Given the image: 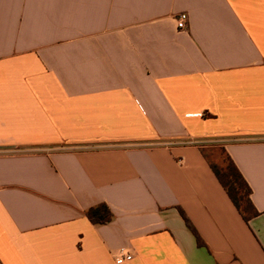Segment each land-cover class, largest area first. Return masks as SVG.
<instances>
[{
    "label": "crops",
    "instance_id": "obj_1",
    "mask_svg": "<svg viewBox=\"0 0 264 264\" xmlns=\"http://www.w3.org/2000/svg\"><path fill=\"white\" fill-rule=\"evenodd\" d=\"M214 146L251 188L248 221ZM100 204L109 222L87 216ZM120 249L264 264V0H0V264Z\"/></svg>",
    "mask_w": 264,
    "mask_h": 264
},
{
    "label": "trees",
    "instance_id": "obj_2",
    "mask_svg": "<svg viewBox=\"0 0 264 264\" xmlns=\"http://www.w3.org/2000/svg\"><path fill=\"white\" fill-rule=\"evenodd\" d=\"M221 151L224 155V166L220 168L217 165L210 163L208 160L209 164L217 179L227 192L230 200L233 202L243 219L248 221L250 218L258 214V211L255 209L250 199L251 188L231 157L223 148H221ZM205 156L207 157L206 154ZM87 216L94 223H106L111 220L112 213L106 205L100 204L89 209Z\"/></svg>",
    "mask_w": 264,
    "mask_h": 264
},
{
    "label": "built area",
    "instance_id": "obj_3",
    "mask_svg": "<svg viewBox=\"0 0 264 264\" xmlns=\"http://www.w3.org/2000/svg\"><path fill=\"white\" fill-rule=\"evenodd\" d=\"M188 21V15L186 13H181L176 18L177 27L179 29H186ZM133 258V256L125 251L124 249H120L116 256V263L122 264L125 261H129Z\"/></svg>",
    "mask_w": 264,
    "mask_h": 264
},
{
    "label": "rangeland",
    "instance_id": "obj_4",
    "mask_svg": "<svg viewBox=\"0 0 264 264\" xmlns=\"http://www.w3.org/2000/svg\"><path fill=\"white\" fill-rule=\"evenodd\" d=\"M206 155L210 163L217 165L220 168L224 166V155L222 154L221 148L219 146H214L207 149Z\"/></svg>",
    "mask_w": 264,
    "mask_h": 264
}]
</instances>
